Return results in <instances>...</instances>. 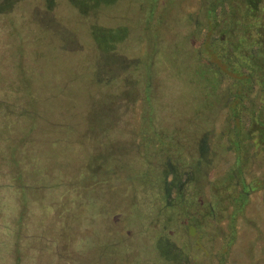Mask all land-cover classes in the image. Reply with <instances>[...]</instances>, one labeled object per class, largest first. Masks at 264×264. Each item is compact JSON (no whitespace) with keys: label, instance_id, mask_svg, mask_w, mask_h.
Here are the masks:
<instances>
[{"label":"rangeland","instance_id":"1","mask_svg":"<svg viewBox=\"0 0 264 264\" xmlns=\"http://www.w3.org/2000/svg\"><path fill=\"white\" fill-rule=\"evenodd\" d=\"M205 1L0 0V264H264V184L231 241L225 88L191 83Z\"/></svg>","mask_w":264,"mask_h":264},{"label":"trees","instance_id":"2","mask_svg":"<svg viewBox=\"0 0 264 264\" xmlns=\"http://www.w3.org/2000/svg\"><path fill=\"white\" fill-rule=\"evenodd\" d=\"M205 7L209 24L204 27L195 24L198 36L194 41L196 64L191 83L203 81L207 86L210 83L211 90L215 89V83H221L225 88L222 97L229 123L226 150L233 154L234 160L225 173L224 183L236 188V195L228 198L223 212L229 222L228 238L233 241L239 209L243 212L255 186L260 188L264 184V178L247 183L236 155L244 142L249 143V149L258 147L264 151V0H206ZM117 40L114 36V42ZM231 133H235L233 138ZM173 178L176 180V175ZM217 204L220 208L222 202ZM213 211L214 206L210 205L208 212ZM221 220L220 215L214 219L217 224ZM231 241L224 245L226 249ZM223 258L220 261L225 263Z\"/></svg>","mask_w":264,"mask_h":264}]
</instances>
